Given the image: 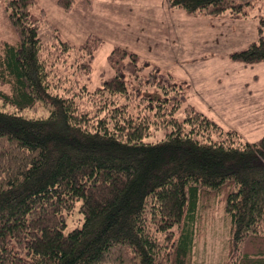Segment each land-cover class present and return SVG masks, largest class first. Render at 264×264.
Returning <instances> with one entry per match:
<instances>
[{"label": "trees", "instance_id": "1", "mask_svg": "<svg viewBox=\"0 0 264 264\" xmlns=\"http://www.w3.org/2000/svg\"><path fill=\"white\" fill-rule=\"evenodd\" d=\"M36 3L5 6L18 40L0 44V264H193L217 211L230 217L222 264H264V136L244 141L126 50L111 52L115 74L89 90L80 78L101 39H62L32 18ZM56 3L70 12L75 0ZM167 3L235 19L257 7L264 28V0ZM231 59L264 62V36ZM77 203L81 225L65 233Z\"/></svg>", "mask_w": 264, "mask_h": 264}, {"label": "rangeland", "instance_id": "2", "mask_svg": "<svg viewBox=\"0 0 264 264\" xmlns=\"http://www.w3.org/2000/svg\"><path fill=\"white\" fill-rule=\"evenodd\" d=\"M6 2L0 0V44H15L18 38L7 18ZM31 14L33 19H48L60 37L74 45L89 35L101 39L91 71L80 78L89 90L115 74L108 59L111 52L126 50L139 63L148 62L145 73L157 66L172 74L183 84L189 105L222 127L235 129L244 141L264 136V62L231 59L233 52L264 36V28L259 34L261 9L255 7L247 18L235 19L187 13L171 8L167 0H75L70 12L63 11L56 0H37ZM184 106L175 112L176 118L184 117ZM165 133L156 130L145 140H160ZM78 205L67 217L65 233L81 225ZM204 229L196 239L193 264H222L230 217L217 211Z\"/></svg>", "mask_w": 264, "mask_h": 264}]
</instances>
